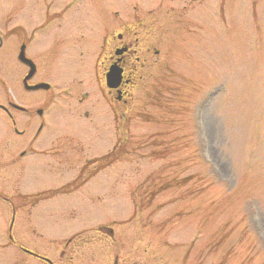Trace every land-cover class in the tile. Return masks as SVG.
Instances as JSON below:
<instances>
[{"label": "rangeland", "instance_id": "1", "mask_svg": "<svg viewBox=\"0 0 264 264\" xmlns=\"http://www.w3.org/2000/svg\"><path fill=\"white\" fill-rule=\"evenodd\" d=\"M108 2L118 4L79 0L69 12L86 38L65 41L52 64L66 109H50L33 171L18 179L16 214L0 204V264L60 262L77 233L103 248L110 241L94 229L128 218L120 230L130 253L147 251L141 264H264V0H146L158 55L138 65L124 123L110 116L96 69L93 22ZM10 10L0 0L2 18ZM82 96L89 118L73 109ZM112 146L115 159H104ZM95 160L100 170L87 176ZM92 245L74 263L89 264Z\"/></svg>", "mask_w": 264, "mask_h": 264}, {"label": "flooded vegetation", "instance_id": "2", "mask_svg": "<svg viewBox=\"0 0 264 264\" xmlns=\"http://www.w3.org/2000/svg\"><path fill=\"white\" fill-rule=\"evenodd\" d=\"M6 1L10 2L12 10L3 14V18L0 15V204L7 207L10 215H15L20 197L17 193L18 179L33 171L35 144L44 138L50 124V109H66L68 87L51 83L52 64L62 54L65 41L73 40V43L80 45L86 36L83 38L78 31L77 20L75 25L69 24L73 22L68 18L69 12L79 0ZM145 1L117 0L115 7L108 2L107 11L96 14V23L93 19L90 20L98 30L96 69L104 94L103 100L110 116H116L118 121L123 119V123L127 120L124 114L129 104L130 92L136 84L138 65L145 66L152 54L158 55L154 44L159 19H148ZM32 9L37 11L36 22L27 21L25 16H20L25 10L28 16L27 13ZM8 17L12 18L11 24H8ZM110 67L121 71L120 82L115 88L106 86V74ZM86 99L84 96L80 97L78 103L81 106H73L78 117L90 116L86 107L81 112ZM89 108L92 109L91 106ZM111 128L112 131L115 129L114 126ZM118 129L117 126L116 130ZM95 130L98 128L95 127ZM78 145L85 150L91 147L87 142H79ZM114 148L112 146L110 152L102 157L114 160ZM50 150L48 147L43 148L47 156L50 155ZM97 161L91 163L94 170L91 169L87 176H94L100 170ZM129 220L130 218L120 223L112 222L94 229L97 235L110 241L103 248L96 238L84 240L81 234H76L65 240V248L55 255L61 258L60 262L51 259L44 261L47 264H76L73 256L78 250L82 252L80 247L91 241L92 248L86 254L93 259L88 260L89 264H102L100 260L103 257H106V264H141L140 258H146L147 251L138 248L139 251L130 253L133 251H130L131 243L127 239V233L123 234L120 230V227L126 228Z\"/></svg>", "mask_w": 264, "mask_h": 264}, {"label": "water", "instance_id": "3", "mask_svg": "<svg viewBox=\"0 0 264 264\" xmlns=\"http://www.w3.org/2000/svg\"><path fill=\"white\" fill-rule=\"evenodd\" d=\"M118 79L119 80V74H115V72L114 71H111L108 75H107V84L109 85V86H113V82L114 81H116V79ZM117 80V81H118Z\"/></svg>", "mask_w": 264, "mask_h": 264}]
</instances>
